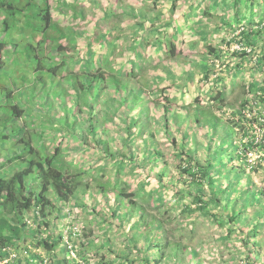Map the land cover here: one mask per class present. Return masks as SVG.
<instances>
[{"label": "rangeland", "instance_id": "1", "mask_svg": "<svg viewBox=\"0 0 264 264\" xmlns=\"http://www.w3.org/2000/svg\"><path fill=\"white\" fill-rule=\"evenodd\" d=\"M176 1L177 6L174 9V0H80L76 3L80 13L83 12L85 15L79 19L81 28L86 30L87 36L95 39L98 38L96 33L107 32L113 27L116 32L110 36L111 39L117 35L129 37L141 35L131 27L137 20L130 14L131 8H134L136 16L138 12L142 13L140 10L147 11L149 8V12L162 10L166 13V19L172 18L174 24L182 27L183 31L176 38L174 37L177 44L175 58L168 59L164 52L157 54L152 44L144 51L147 53L146 58L144 57L147 64L141 72L140 87L145 91L138 93L129 110L132 115L142 110V116L137 117V123L133 128L138 134L132 140L127 136V119L117 111L115 114L112 113L114 108L116 110L120 105L119 101H112L109 110L107 100L116 96L113 86L105 87L97 100L98 103L95 104L96 116L106 132L104 138L108 140L110 150L108 152L91 134L90 144H87L79 133L72 131V125L75 129H80L87 116L88 107L81 101V97L79 98L81 109L76 110L78 118H74L68 112L69 106L64 104V101L63 104H59L54 99H50V108H54L56 116L66 118L65 125L56 122L55 117L53 119L48 117V111L39 107L38 96L31 114L18 120V123L30 128L33 124L34 127L36 125L35 130L41 134L40 142H44L47 153L50 154L55 146L60 145L65 160L76 173H80L81 181L77 192L65 201L59 200L50 192L54 207L51 215L46 219L49 222L46 229L45 226L36 228L33 215L22 217L23 221L28 225L32 224L31 228L34 229L26 232L27 228L24 238L11 246L17 258L23 259L20 264H28L26 257L30 261L29 264H40V262L45 264V261L47 264H66V259L69 264H73L74 260L80 264H128L127 258L136 260L141 257L137 247L142 239H138L136 233L144 230L154 218L162 224L158 237L167 243L164 249L151 253L152 259L158 260V264H264V147L259 145L264 143L262 140L264 132L262 127L253 122L255 117L264 121V103L255 101L251 92H248V85L254 80L264 84V67L255 69V58L264 55V39L259 43L254 60H242L233 52L243 48L236 36L243 27L245 28V20L242 19L237 26L225 24L221 16L226 20L225 15L232 18L233 13L236 12L229 6L228 11L225 10L227 2L219 0L218 11L212 6L208 13L204 14L201 9L208 8V0ZM244 4L245 2L240 4L242 11L250 12V8L245 7ZM191 5L196 7V14L186 15L190 12ZM252 7L255 11L254 22L264 23V5ZM112 11L115 15L111 13ZM69 19L72 20L71 16ZM197 20L209 27L207 26L203 34L198 33L193 37L192 22ZM169 31H173V25ZM168 34L162 35L167 37ZM87 36L78 41L76 50H81L88 43L90 39H87ZM129 41L130 38L127 39V42ZM153 41L152 38L151 42ZM127 42L114 47L115 51L107 54V69L119 73L120 65L125 62L123 54L120 53L125 49ZM208 45H213L216 51L222 49L223 56L219 58L209 52ZM105 51L108 53L107 47ZM95 52H98L97 56L104 54L102 49L97 47ZM201 58L211 64L208 75L200 66ZM239 63H243L242 71L233 72L232 69ZM224 64L230 67L226 68ZM130 68L131 62L125 65L124 69L130 70ZM219 91H224V100H219ZM167 94L172 97L175 104L180 105L179 107L187 103L194 104L195 97L199 95V102L205 110L218 117L215 119L218 130L222 132L223 128L220 126L224 121L235 127L232 140L237 143H245L252 135L256 136L255 147L245 150L243 146L242 149L248 156V164L243 167L242 162L237 159L229 164V167H235L233 170L238 171L242 182L251 186L253 190L262 192V200L248 205L240 214L242 219L237 224L230 225L224 220L225 210L221 204L212 202L209 205L211 213H216L218 218L204 214L196 209L197 205L192 202L191 197L176 196L173 189L154 175V167L165 169L179 189L185 187V175L179 170L181 161L175 156V147L171 141L175 137L176 141L182 144L183 132L187 135L195 133L192 140L186 139V142L189 146L198 148L196 155L202 160L208 156L209 144L213 148L221 144L218 136L213 132H207L205 125L190 126L192 120L183 111L177 112L172 117L169 116L167 132L163 126L161 111L154 104ZM215 96L217 98H214ZM244 102L247 104L245 107H243ZM122 109L123 107L120 111ZM238 112L247 115L250 121L242 118L239 120ZM35 113H41L39 126H37L39 120L34 122L31 117ZM52 123L54 126L51 125ZM144 123H148L147 129L154 133L157 147L163 153L162 160L160 159L156 165L149 157H145L146 155L142 156L145 146L139 131ZM207 134L208 138L203 137ZM4 153H0L1 159H4ZM28 179L34 184L38 182L33 175ZM223 182L226 183V180ZM117 187H125L126 192L136 193L133 197L137 202L136 208L126 204V200L123 201L121 197H117L115 191ZM239 197L240 193L233 196V200ZM188 205L190 207H187ZM140 207H144V213L140 212ZM115 208L120 211L118 221L112 216ZM126 209L132 212L128 216L122 211ZM142 216L145 220L149 219V222L136 221ZM46 236H52V239L59 241L56 252L60 253L63 250L64 255L61 254V257L64 262L58 260L54 250L47 251L37 244L41 237ZM249 247L254 250L253 262L248 257ZM79 249L81 256L77 251ZM38 255L40 258L36 257ZM13 261L12 259L9 263L19 264Z\"/></svg>", "mask_w": 264, "mask_h": 264}, {"label": "trees", "instance_id": "2", "mask_svg": "<svg viewBox=\"0 0 264 264\" xmlns=\"http://www.w3.org/2000/svg\"><path fill=\"white\" fill-rule=\"evenodd\" d=\"M79 1L0 0V153L5 152L4 159L0 158V262L8 256L6 247H11L24 238L27 228L26 232L32 231V224L28 225L26 221H23L24 215H33V223L36 224V228L45 226L46 229L49 226L46 219L51 215L52 207H54L50 192L59 200L65 201L73 196L81 185L80 173H76L75 169H72L71 165L67 163L60 145L55 146L50 154L47 153L44 142H40L41 134L35 130L36 125L34 127L33 124L30 128L18 123L20 118L31 114L36 97H39L37 100L40 104L39 107L48 111V117L52 119L55 117L56 122L64 125L67 124L66 118L55 115L54 108H50V99H54L59 104H63L64 101V104L69 106L68 112L74 118H78L76 110L81 109L79 103L81 97V101L88 107L87 116L80 129H75L72 125V131L79 133L87 144H90L91 134L96 142L108 152L110 151L108 140L104 138L106 132L103 125L99 123L96 116L97 107H95L103 89L109 86L114 87L116 96L107 100L109 110L112 101L118 100L120 107L118 106L116 110L114 108L112 113L119 112L124 119H127V136L129 140H132L138 134L133 128L137 123V117L142 116V110H138L135 115H132L129 110L134 104V99L138 97V93L145 91L140 87V76L147 64L145 59L147 53L144 52L146 47L152 44L157 54L164 52L168 59L177 56V44L174 37L176 38L183 28L177 27L172 18L166 19V13L162 10H154V12H149L150 8L147 11L140 10L142 13L138 12L136 16L134 8H131L130 14L137 19L134 20L131 27L135 32L141 34L139 36L117 35L111 39L110 36L116 32L113 27L107 32L96 33L98 38L95 39L87 36L86 30L81 28L79 19L85 15L83 12L81 14L76 6ZM222 1L227 2L226 11H228V6L236 11L232 18L225 15V20L221 16V20L225 21V24L237 26L242 19L245 20V28L243 27L239 35L236 36L243 48L235 50L234 55L241 57L242 60H254L259 43L264 39V23L263 21L254 22L255 11L252 6H262L264 0ZM176 2L174 0L173 9L177 6ZM208 2V8L201 9L204 14L208 13L212 6L215 11H218L219 0H208ZM242 2H245V7L250 8V12L242 11L240 7ZM190 9L186 15L192 13L195 15L196 7L191 5ZM111 13L115 15L113 11ZM70 16L72 20L69 19ZM192 23L191 34L193 37L198 33L203 34L208 26L202 24L200 20ZM172 25L173 31H169ZM163 33L169 34L165 37L162 35ZM145 34L146 36H144ZM84 36L90 40L81 50H76L78 41ZM128 38H130L129 42H127ZM152 38L153 42H151ZM126 42L125 49L120 53L123 54V61H125L118 69L120 74L107 69V54L115 51L114 47ZM95 46L102 49L104 54L97 56L98 52H95ZM106 47L108 53L105 51ZM208 50L219 58L223 56L222 49L216 51L213 45H208ZM80 54L84 55L80 56ZM130 62V70L124 69L125 65ZM255 62V69L264 67V55L255 58ZM210 65L201 58L200 66L207 72L206 75L211 70ZM223 66L230 67L228 64ZM242 68L243 63H239L232 71L240 72ZM17 89H19L18 92ZM248 92H251L255 101L259 100L264 103L263 83L257 80L252 81L248 85ZM218 94L219 100H224V91H219ZM199 98L197 95L194 104L187 103L179 107L180 105L175 104L172 97L167 94L162 96V100L155 101L154 104L161 111L163 126L167 132L169 116L172 117L177 112L183 111L192 120L190 126L205 125L207 132H213L218 136L221 144L214 148L209 144L208 156L202 160L196 155L198 148L191 147L186 142V139L192 140L195 133L187 135L183 132L182 144L180 141L177 142L175 137L172 138L171 141L176 151L175 156L181 161L180 173L185 175L183 189L177 187L176 182L169 177L170 175L165 169L154 167L153 172L163 184L174 190L176 196L185 198L188 195L191 197L192 202L197 205L196 209L202 213L218 218V215L211 213L209 209L210 203L216 202L221 204L225 210L224 220L230 225L237 224L242 219L240 214L245 211L248 205L262 200V192L253 190L251 186L242 182L238 171L233 170L235 167H229V164L233 163L235 159L242 162L243 167L248 164V156L243 153L242 149L243 146L245 150L255 147L256 136L252 135L245 143H237L232 140L235 127L224 121L220 126L223 128L222 132L218 130L217 122H215L218 117L214 113L206 111L199 102ZM246 105L244 102L243 107ZM122 107L123 109L120 111ZM34 115L31 116L32 120L36 122L38 119L37 126H39L41 113ZM238 116L239 120L242 118L250 121L244 113L238 112ZM52 119L49 121L54 122ZM253 122L262 127L264 132V121L255 117ZM147 124L144 123L139 131L145 146L142 156L146 155L145 157H149L151 162L156 165L160 159L162 160L163 153L157 147L154 133L147 129ZM51 125L54 126V123ZM203 137L208 138V134ZM262 140H264V135ZM259 145L264 147V143H259ZM121 164L124 165L123 161ZM32 175L38 180L36 184L28 179ZM223 180H226V183ZM124 188L117 187L115 189L117 197H121L123 201L126 200V204L136 208L137 202L133 198L136 193H128ZM239 193L240 197L233 200V196ZM232 200L233 202H231ZM122 211L127 216L132 213L128 209ZM140 212L144 213V207H140ZM119 215V209L115 208L112 214L113 218L119 220ZM136 221L146 223V221L149 222V219L145 220L142 216ZM151 222L144 230L136 233L138 239H142L137 247L141 257L136 260L127 258L128 264H158V260L152 259L151 253L164 249L167 243L158 237L160 226H162L161 222L157 218L152 219ZM37 244L43 246L47 251L54 250L56 252L59 241L52 239V236H46L41 237ZM77 251L78 254L81 252L80 249ZM253 253L254 250L249 247L248 257L251 261H255ZM61 254H63V250L60 253L56 252L58 260L64 262ZM36 257L40 258V255ZM13 260L19 264L23 261L17 256ZM65 261L66 264H69L67 259ZM9 262L6 264H13ZM26 262L30 263L28 257H26ZM73 264L80 263L74 260Z\"/></svg>", "mask_w": 264, "mask_h": 264}, {"label": "built area", "instance_id": "3", "mask_svg": "<svg viewBox=\"0 0 264 264\" xmlns=\"http://www.w3.org/2000/svg\"><path fill=\"white\" fill-rule=\"evenodd\" d=\"M6 250L8 251V256H6V257L0 262V264H6V263H8L11 259H13L14 257L17 256V255H16V252H15L13 249H11V247H6ZM45 264H47L46 261H45Z\"/></svg>", "mask_w": 264, "mask_h": 264}]
</instances>
